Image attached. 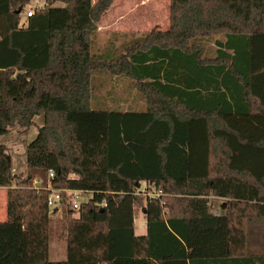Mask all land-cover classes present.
<instances>
[{
    "label": "trees",
    "instance_id": "16d2710c",
    "mask_svg": "<svg viewBox=\"0 0 264 264\" xmlns=\"http://www.w3.org/2000/svg\"><path fill=\"white\" fill-rule=\"evenodd\" d=\"M113 1L46 0L22 26L30 0H0V136L44 116L24 178L0 144V264H264V0H170L167 31L93 54ZM98 76L130 80L147 108L91 109ZM49 172L92 196L66 211L62 262L48 258L49 192L30 188ZM141 182L162 196H137Z\"/></svg>",
    "mask_w": 264,
    "mask_h": 264
},
{
    "label": "rangeland",
    "instance_id": "374dc122",
    "mask_svg": "<svg viewBox=\"0 0 264 264\" xmlns=\"http://www.w3.org/2000/svg\"><path fill=\"white\" fill-rule=\"evenodd\" d=\"M98 0H93L97 2ZM46 0H30L23 8L20 15V25H24L25 16L31 10L39 11L45 8ZM53 8L64 7L63 3L55 2ZM170 0H114L103 13L97 30L91 36V53L96 55L114 54L119 56L125 46L136 39H140L152 30L167 31L169 28ZM222 39L220 35H214L209 41L203 43L205 53L212 57L215 47L213 40ZM91 109L107 108L117 111H143L145 100L135 90L134 83L119 77H96L94 83ZM33 126L28 129L13 127L5 135L0 136V144L7 148V155L12 165V173L15 176H26L25 151L26 146L37 136L38 130L44 123V116L38 115L33 119ZM3 189L6 193V188ZM5 189V190H4ZM4 192L2 194H4ZM1 194V193H0ZM145 199L143 196H140ZM90 195H81V203L86 204ZM224 207H223V206ZM226 202L216 198L209 199V213L223 215ZM61 211L49 216V246L48 258L50 262H62L66 259V218L68 209L64 205ZM77 218V214L72 215ZM6 220V199L0 198V222ZM135 234L140 236L145 232L144 214L137 209L135 220Z\"/></svg>",
    "mask_w": 264,
    "mask_h": 264
},
{
    "label": "built area",
    "instance_id": "2783aa9c",
    "mask_svg": "<svg viewBox=\"0 0 264 264\" xmlns=\"http://www.w3.org/2000/svg\"><path fill=\"white\" fill-rule=\"evenodd\" d=\"M35 14L34 10H31L25 16V22L28 18ZM25 22L23 24H25ZM53 177V172H49L46 181L41 178L33 179L30 188L34 190H45L49 192L47 197L46 206L48 209V215L52 216L61 211V207L64 205L68 210L72 212H77L82 205L80 199L81 195H90L88 202L91 201V194L84 191L78 190H69V189H55L52 187L50 179ZM162 191L159 188H156L153 184L147 182H141L136 190L137 196H143L145 199H158L162 196ZM87 202V203H88ZM100 209H103L106 206L105 201H101L96 204Z\"/></svg>",
    "mask_w": 264,
    "mask_h": 264
},
{
    "label": "crops",
    "instance_id": "0c3cea01",
    "mask_svg": "<svg viewBox=\"0 0 264 264\" xmlns=\"http://www.w3.org/2000/svg\"><path fill=\"white\" fill-rule=\"evenodd\" d=\"M2 190L3 189H0V198H1V200L3 201L4 199H6V193L4 192V194H2L3 192H2ZM5 190V189H4ZM211 198V197H210ZM209 198V199H210ZM212 198H214V197H212ZM216 199H218V198H216ZM220 201H223L222 199H219ZM223 206V205H222ZM208 207H209V203H208ZM216 215H218V214H216ZM136 220V219H135ZM144 220H145V218H144ZM146 222V221H145ZM134 226H135V228H134V231H135V229H136V224H135V222H134ZM146 234V224H145V232L144 233H141V235L140 236H144ZM136 235V234H135ZM137 236V235H136Z\"/></svg>",
    "mask_w": 264,
    "mask_h": 264
},
{
    "label": "water",
    "instance_id": "95a60500",
    "mask_svg": "<svg viewBox=\"0 0 264 264\" xmlns=\"http://www.w3.org/2000/svg\"><path fill=\"white\" fill-rule=\"evenodd\" d=\"M224 207V206H223ZM102 210V209H101Z\"/></svg>",
    "mask_w": 264,
    "mask_h": 264
}]
</instances>
